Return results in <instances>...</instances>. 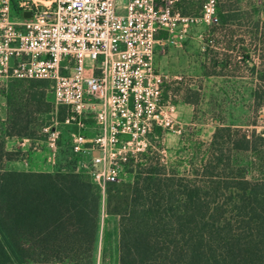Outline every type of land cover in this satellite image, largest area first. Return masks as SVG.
Returning a JSON list of instances; mask_svg holds the SVG:
<instances>
[{"label": "trees", "instance_id": "1", "mask_svg": "<svg viewBox=\"0 0 264 264\" xmlns=\"http://www.w3.org/2000/svg\"><path fill=\"white\" fill-rule=\"evenodd\" d=\"M223 1L233 9L230 0ZM260 16L249 33L264 50V0ZM258 78L264 82V70ZM1 92L6 116L0 119V264H94L101 191L88 171L77 168L80 155L70 138L76 127L63 123L66 105H55L47 79L10 78ZM185 100L194 102L186 95ZM55 118L60 133L54 167L9 166L26 151L6 149V138L45 143L41 128ZM84 121L82 132L91 135L94 120ZM232 152H247V158L239 162ZM147 154L123 164L133 181L127 207L118 214L119 264H264V128L246 133L216 126L190 175L167 173ZM113 184L106 187L108 206ZM105 238L104 233L99 264L106 261Z\"/></svg>", "mask_w": 264, "mask_h": 264}, {"label": "built area", "instance_id": "2", "mask_svg": "<svg viewBox=\"0 0 264 264\" xmlns=\"http://www.w3.org/2000/svg\"><path fill=\"white\" fill-rule=\"evenodd\" d=\"M179 1L15 0L13 14V0H0V93L10 78L50 81L55 105H66L63 123L76 127L72 151L89 158L78 167L89 172L102 197L125 162L150 150L156 127L182 133L190 126L163 96L165 83L187 77L159 71L155 47H179L192 26L216 24L218 0H204L196 13H182ZM160 31L165 35L156 36ZM87 116L95 124L91 137L82 132ZM41 131L53 161L58 120Z\"/></svg>", "mask_w": 264, "mask_h": 264}, {"label": "rangeland", "instance_id": "3", "mask_svg": "<svg viewBox=\"0 0 264 264\" xmlns=\"http://www.w3.org/2000/svg\"><path fill=\"white\" fill-rule=\"evenodd\" d=\"M230 1V7L233 8L231 10L226 9L227 5H224L223 0L217 2L216 24L197 25L191 29V35L184 45L190 55V71L180 70L187 75L185 86L172 81L163 85L165 91L170 90L175 94L173 100L177 110L181 101L180 90H184L182 95L194 101L191 114L183 112L185 115H180L178 112L181 120L190 122L185 131L175 133L161 130L159 135H156V132L149 135L152 146L147 155L152 159H159L165 165L167 173L174 172L179 176L191 174L205 154L207 144L211 140L212 127L230 125L246 133L253 129L259 132L264 128V82L258 78V72L264 70V55L263 58L260 56L264 51L263 46L255 39H247L244 45L240 44V33L253 29L256 23H260L261 0ZM191 2L190 11L196 13L201 9L204 0ZM12 12L16 13L14 8ZM223 27H226L225 30H222ZM158 56L156 54L155 59ZM203 62H206L208 70L224 71L228 76H204L201 70ZM256 91L261 92L262 96H258ZM3 115L4 105L0 100V117ZM40 150H44L43 146ZM232 155L239 162L247 158V152H232ZM134 161H140V157L137 156ZM132 181L133 173L123 165L119 180L110 187L112 198L109 206L106 190L103 197L101 195L98 248L94 264H99L104 233L107 246L105 264H119L118 225H115L118 220L116 222L115 217L127 207Z\"/></svg>", "mask_w": 264, "mask_h": 264}, {"label": "crops", "instance_id": "4", "mask_svg": "<svg viewBox=\"0 0 264 264\" xmlns=\"http://www.w3.org/2000/svg\"><path fill=\"white\" fill-rule=\"evenodd\" d=\"M190 2L191 0H180V2L177 4V8L182 12V13H191L190 11ZM227 10H231V9H227ZM226 10V11H227ZM197 26V25H195ZM194 26L191 27V29ZM225 30L226 27H223ZM191 33V30H190ZM230 34V33H228ZM228 34H224L225 36H229ZM165 33L163 31H160L156 34V36L161 37L164 36ZM191 34H189L190 36ZM188 36V37H189ZM231 36V34H230ZM240 36L242 37L240 40V44L244 45V42L247 41V39L249 40H254L252 37H250V33L249 30L240 33ZM248 36V37H247ZM187 37V38H188ZM186 38V39H187ZM186 39L183 41L182 45L179 47H175V46H171L168 45L166 46L164 51L159 50V47L156 45L155 47V53H154V65L155 67L161 71V72H165L168 73L170 75H182L184 77H187L186 73H182L180 72V70L188 72L190 71V68L188 69V63H189V59H190V55L189 53L186 51L185 49V44H186ZM228 41V40H226ZM230 41V39H229ZM233 42V41H232ZM158 54V58L155 59V55ZM202 73L204 76L209 77V76H218V77H227L228 73L224 72V71H210L208 70V68L206 67V62L202 63ZM175 84H177V82H174ZM179 84H186V82H179ZM167 86H169V84H166ZM165 85V86H166ZM185 86V85H184ZM184 90H180L181 93V101L178 103L177 107L179 110H177V113L180 112V115L184 112L185 114H191L192 113V109H193V104L191 102H188L185 100V95H182V92ZM163 96L164 98H170L173 102V98L175 97L174 93H171L170 90L165 91L163 89ZM0 100L2 102V104L4 105V99L2 97V95H0ZM175 103V102H174ZM176 105V104H175ZM183 113V114H184ZM184 114V115H185ZM180 115L178 113V117L180 118ZM6 116V109L4 106V115L0 117V119H4ZM44 126V125H43ZM92 131L91 135H86V137H91L93 135V127L89 128ZM215 127H212V129L210 130V136H212V133L214 131ZM42 133H44L43 131H41ZM46 135V133H45ZM27 138L29 141L25 142V144H21L22 140ZM43 146L44 150H40V147ZM5 147L6 149H21L22 151H26V153L24 154V157L22 158L21 161H15L9 164V166L11 167H15V168H28V169H32V170H51L54 167V161H55V156H54V160L52 161V159L50 158V150L46 145V140L45 143L42 140H31L28 137H9L6 138L5 141ZM88 158V156H84L81 157L80 155V159L78 160L77 163V168L79 161L81 159ZM24 159L26 160V164L24 163ZM89 159V158H88ZM116 222L118 220V216L115 217ZM115 225H118L117 223ZM118 230V227H117ZM118 236V235H117ZM113 237L115 238L116 236L113 235Z\"/></svg>", "mask_w": 264, "mask_h": 264}, {"label": "water", "instance_id": "5", "mask_svg": "<svg viewBox=\"0 0 264 264\" xmlns=\"http://www.w3.org/2000/svg\"><path fill=\"white\" fill-rule=\"evenodd\" d=\"M30 14H31V11H24V12H23V15H24V16H29Z\"/></svg>", "mask_w": 264, "mask_h": 264}]
</instances>
